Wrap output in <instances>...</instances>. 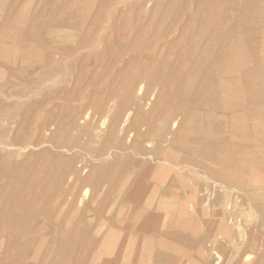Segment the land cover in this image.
<instances>
[{"label":"rangeland","instance_id":"374dc122","mask_svg":"<svg viewBox=\"0 0 264 264\" xmlns=\"http://www.w3.org/2000/svg\"><path fill=\"white\" fill-rule=\"evenodd\" d=\"M112 262L264 264V0H0V264Z\"/></svg>","mask_w":264,"mask_h":264},{"label":"bare ground","instance_id":"6f19581e","mask_svg":"<svg viewBox=\"0 0 264 264\" xmlns=\"http://www.w3.org/2000/svg\"><path fill=\"white\" fill-rule=\"evenodd\" d=\"M33 23H34V22H33ZM124 118H125V117H124ZM43 142H44V141H43ZM3 148H4V147H3ZM15 148H16V147H15ZM41 148H42V147H41ZM7 149H8V148H7ZM18 149H19V148H18ZM8 150H9V149H8ZM21 151H22V150H21ZM187 185H188V184H187ZM189 186H190V185H189ZM120 191H121V190H120ZM232 191H233V190H232ZM87 192H88V190H85V191H84V196L87 194ZM233 194H234V193H233ZM238 194H239V193H238ZM250 195H251V194H250ZM251 196H252V195H251ZM150 197H151V196H150ZM237 197H238V195H237ZM84 198H85V197H84ZM82 200H83V199H82ZM82 200H81V201H82ZM148 201H149V200H148ZM151 202H152V201H151ZM224 203L226 204V202H224ZM149 204H150V203H149ZM227 204H228V203H227ZM78 205H79V204H78ZM150 205H151V204H150ZM226 206H227V205H226ZM111 208H112V207H111ZM240 208H241V207H240ZM110 210H111V209H110ZM224 210H225V209H224ZM222 211H223V210H222ZM104 214H105V213H104ZM107 215H108V214H107ZM153 218H156V217L153 216ZM148 220H150V218H149ZM1 231H2V230H1ZM111 233H112V232H111ZM24 236H25V235H24ZM118 237H119V236H118ZM21 238H22V237H21ZM110 239H111V238H110ZM115 239H116V237H115ZM104 241H105V240H104ZM116 241H117V240H116ZM38 242H39V241H38ZM109 242H111V241L109 240ZM112 242H113V241H112ZM112 242H111V243H112ZM117 243H118V242H117ZM112 244L115 245L114 243H112ZM108 245H109V244H108ZM115 246H116V245H115ZM119 246H120V245H119ZM119 246H118V248H119ZM107 247H108V246H107ZM109 247H111V246H109ZM104 248H105V247H104ZM118 248H117V246H116V247H115V251H116V249H118ZM108 249H109V248H108ZM112 249H114L113 246H112ZM104 250H105V249H104ZM109 250H110V249H109ZM112 251H113V250H112ZM112 251H111V253L114 254V252H112ZM126 251H127V250H126ZM143 251H144V250H143ZM103 252H104V251H103ZM109 252H110V251H109ZM118 252H120V251H118ZM107 253H108V252H107ZM121 253H122V252H121ZM125 253H126V252H125ZM125 253H124V254H125ZM109 254H110V253H109ZM122 254H123V253H122ZM143 254H144V252H143ZM94 255H95V254H94ZM103 255H104V254H103ZM107 255H108V254H107ZM107 255H106V256L104 255V257H108ZM114 255H115V254H114ZM118 255H119V254H118ZM111 256H112V254H111ZM119 256H120V255H119ZM126 256H127V255H126ZM126 256H125V257H126ZM125 257H124V258H125ZM236 257H237V256H236ZM102 258H103V257H102ZM243 258H244V257H243ZM122 259H123V258H122ZM181 260H182V259H181ZM26 261H27V260H26ZM110 261H111V260H110ZM92 263H93V262H92ZM115 263H116V262H115ZM112 264H114V262H112ZM192 264H195V263H192Z\"/></svg>","mask_w":264,"mask_h":264}]
</instances>
